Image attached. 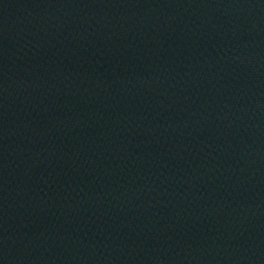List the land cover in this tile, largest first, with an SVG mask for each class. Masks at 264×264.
I'll use <instances>...</instances> for the list:
<instances>
[{"label": "water", "instance_id": "95a60500", "mask_svg": "<svg viewBox=\"0 0 264 264\" xmlns=\"http://www.w3.org/2000/svg\"><path fill=\"white\" fill-rule=\"evenodd\" d=\"M0 264H264V0H0Z\"/></svg>", "mask_w": 264, "mask_h": 264}]
</instances>
